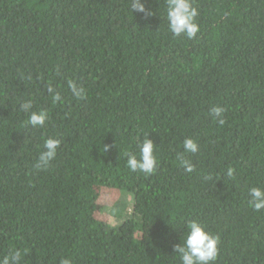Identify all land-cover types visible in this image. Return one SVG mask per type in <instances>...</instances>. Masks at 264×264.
I'll list each match as a JSON object with an SVG mask.
<instances>
[{"label":"trees","instance_id":"16d2710c","mask_svg":"<svg viewBox=\"0 0 264 264\" xmlns=\"http://www.w3.org/2000/svg\"><path fill=\"white\" fill-rule=\"evenodd\" d=\"M132 2L0 0V258L181 264L175 246L197 220L219 237L213 264H264V209L249 205L264 188V0H193L194 39L169 31L166 0H141L153 15ZM26 101L45 126L27 124ZM148 136L157 171L131 172L125 153ZM50 137L61 146L38 169Z\"/></svg>","mask_w":264,"mask_h":264},{"label":"clouds","instance_id":"9594fccd","mask_svg":"<svg viewBox=\"0 0 264 264\" xmlns=\"http://www.w3.org/2000/svg\"><path fill=\"white\" fill-rule=\"evenodd\" d=\"M133 11L146 13L148 12L145 3L141 0H133ZM199 10L194 6L193 0H166V19L168 21L169 31L175 36H186L188 39L196 38L200 31V25L197 22ZM69 87L74 97L84 99L86 90L78 86L75 82L69 81ZM47 92L52 98L53 103L61 101V95L51 85L48 86ZM32 101H26L21 105V110L30 113L27 124L33 128L43 127L49 119L46 110L32 111ZM223 107H213L211 115L223 125L225 120ZM59 138L50 137L44 142V151L39 155L36 167L38 169H47L51 162L56 158L57 151L61 146ZM108 146L105 145V151ZM199 145L191 138L184 140V151L188 153H197ZM155 143L148 136L139 145L138 153H125L127 156L126 167L131 172H142L146 175L154 174L157 171V158L154 154ZM180 162L186 172L194 171V165L191 161L185 159L183 155L179 156ZM228 176H233L234 169L228 170ZM249 205L255 211L264 209V188L253 187L250 189ZM219 237L209 233L205 226L197 220H190L187 223V233L183 242L175 246V252L179 254L181 264H213L219 256ZM26 253L24 250L13 249L8 255L0 258V264H22ZM59 264H72L71 258L62 257Z\"/></svg>","mask_w":264,"mask_h":264},{"label":"rangeland","instance_id":"374dc122","mask_svg":"<svg viewBox=\"0 0 264 264\" xmlns=\"http://www.w3.org/2000/svg\"><path fill=\"white\" fill-rule=\"evenodd\" d=\"M110 195L111 196L108 198V200H105L102 203L104 207H107L109 212H111L110 210L113 207V205L115 203L119 202V200L121 199V195L118 192L112 193ZM122 207H121V210H122ZM108 211L105 213V214H108V215H105V214L103 216L99 215V218L101 220H109V221H111L112 224L117 223L115 215H113L112 213L109 215ZM102 213H104V211Z\"/></svg>","mask_w":264,"mask_h":264}]
</instances>
